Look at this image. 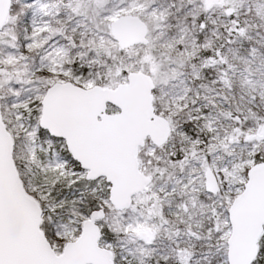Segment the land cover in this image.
<instances>
[{
  "label": "snow or ice",
  "instance_id": "snow-or-ice-1",
  "mask_svg": "<svg viewBox=\"0 0 264 264\" xmlns=\"http://www.w3.org/2000/svg\"><path fill=\"white\" fill-rule=\"evenodd\" d=\"M0 264H264V0H0Z\"/></svg>",
  "mask_w": 264,
  "mask_h": 264
}]
</instances>
